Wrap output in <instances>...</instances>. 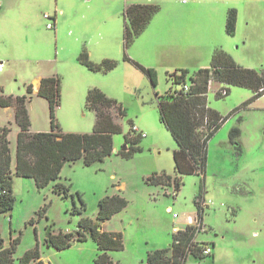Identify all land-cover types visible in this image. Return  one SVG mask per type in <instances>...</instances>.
<instances>
[{"label":"rangeland","instance_id":"rangeland-1","mask_svg":"<svg viewBox=\"0 0 264 264\" xmlns=\"http://www.w3.org/2000/svg\"><path fill=\"white\" fill-rule=\"evenodd\" d=\"M132 3L156 4L158 10L125 49L123 10ZM230 9L236 10L232 34L226 30ZM46 13L56 17L53 29ZM83 49L94 62L117 63L106 72L92 71L77 59ZM217 49L241 67L264 70V0H0V89L7 96H27L29 129L50 130L47 101L27 93L38 77L59 78L55 121L61 132H92L95 113L85 106L90 88L123 110L114 116L122 128L112 135L116 152L103 161L66 162L60 177L40 189L30 177L13 176V208L0 213L3 245L19 238L12 264L36 247L46 264H93L99 250L89 233L61 250L44 238L48 230L75 231L81 217L95 221L99 201L114 194L128 201L101 224L122 233L123 249L108 252L115 262L144 264L148 251L169 246L176 226L194 222L199 201L195 241L210 246L211 254H189L184 264H264V93L256 97L251 88L210 81L207 106L224 121L208 141L202 173L175 171L177 145L159 117L158 96L180 87L169 73L210 67ZM125 53L155 69V84ZM222 89L227 94H218ZM0 123L10 127L14 163L18 126L12 107H0ZM133 125L145 136L137 143L140 150L122 156L125 135H137ZM234 128L239 133L231 137ZM155 173L178 176V190L172 183H149L146 178ZM56 182L68 186L67 196L53 190ZM80 197L85 207L74 213Z\"/></svg>","mask_w":264,"mask_h":264},{"label":"trees","instance_id":"trees-1","mask_svg":"<svg viewBox=\"0 0 264 264\" xmlns=\"http://www.w3.org/2000/svg\"><path fill=\"white\" fill-rule=\"evenodd\" d=\"M158 6L150 3H132L125 6L123 44L126 49L144 30ZM236 10L230 9L226 19V30L232 34L235 29ZM78 61L88 69L96 72H106L116 65L112 59L94 62L88 52L83 49L77 56ZM124 59L134 63L145 72L151 82L155 84L156 71L152 67H145L132 60L126 53ZM169 77L179 88L168 89L158 96L160 121L172 134L176 148L173 150L175 171L182 173H202L206 167L207 144L209 139L219 129L224 119L207 106L206 93L211 80L251 88L255 96L264 93V70L237 65L223 50L217 49L212 57L210 67L199 68L190 72L180 69L169 73ZM225 94H227L226 89ZM222 90L218 94L223 95ZM27 93H32V85L27 86ZM37 95L43 97L49 108L50 130L31 132L30 121L26 111V95H4L0 89V107L14 105V119L18 126L16 133L15 161L10 149L8 138L10 127L0 123V213L13 208L15 201L13 194V176L30 177L34 179L38 189L44 188L50 181L60 177V171L66 162L82 159L85 165L94 161H103L112 154V135L122 131L115 121V113L122 115L123 110L116 101L107 97L100 89H88L85 106L94 111L95 122L90 133L61 132L55 121V108L59 104V78L54 76L42 77ZM132 131V130H131ZM239 133L237 128L231 130V137ZM129 136V137H128ZM141 136L125 135L127 149L119 151L122 156H130L140 150L137 145ZM152 184H173L175 190L180 186V178L169 174H152L146 178ZM53 190L67 196L68 186L56 182ZM80 196V195H79ZM126 198L119 194L105 196L99 201V208L95 221L88 217H81L75 231L51 232L48 230L44 238L46 245L58 250L71 246L73 240L85 241L87 233L96 243L99 250L93 264H120L111 259L108 252L123 249L121 232L101 229V224L113 214L127 206ZM198 203V220H201V206ZM81 206L73 205L74 213H82L85 203L80 197ZM46 205L38 211L43 216ZM196 224H188L182 229L175 230L172 243L165 247L148 251L144 264H184L189 254L203 257L208 245L195 241L198 230ZM19 238H11L9 245L4 246L0 239V264H12L13 254ZM19 264H45L38 247L28 250L18 258Z\"/></svg>","mask_w":264,"mask_h":264},{"label":"built area","instance_id":"built-area-1","mask_svg":"<svg viewBox=\"0 0 264 264\" xmlns=\"http://www.w3.org/2000/svg\"><path fill=\"white\" fill-rule=\"evenodd\" d=\"M44 17L47 18V19H51L52 18V16L50 14H47V13L44 14ZM47 27L49 29H53L55 27V23H49L48 22L47 23ZM225 92H226L225 90H222V93L223 94H225ZM131 130H132V132L136 133L137 135H139L141 137H144L145 136V133L141 132L136 125H133L132 128H131ZM190 224H196L198 226V228H201V222L198 221V218L197 217H195L194 218V222H191ZM210 250L211 249L209 247H207L205 249V253L210 252Z\"/></svg>","mask_w":264,"mask_h":264},{"label":"crops","instance_id":"crops-1","mask_svg":"<svg viewBox=\"0 0 264 264\" xmlns=\"http://www.w3.org/2000/svg\"><path fill=\"white\" fill-rule=\"evenodd\" d=\"M52 16V19H53V22L54 23H56V17L54 16V15H51ZM1 62V61H0ZM40 80H41V78L40 77H38V78H36L35 80H34V85L32 86V93L31 94H29L30 96H29V98L33 95V96H35V95H37V91H38V89H39V86H40ZM7 107H12L13 109L15 108V106L14 105H10V106H7ZM30 131L31 132H36V131H32L31 129H30ZM102 224H104V223H102ZM188 224H190V222L188 223V222H184L183 223V227H179V226H176L175 227V230H177V229H182V228H184L186 225H188ZM101 229H103V230H105L104 228H102V227H100ZM107 231V230H106ZM41 258H42V256H41ZM46 264V263H45Z\"/></svg>","mask_w":264,"mask_h":264},{"label":"water","instance_id":"water-1","mask_svg":"<svg viewBox=\"0 0 264 264\" xmlns=\"http://www.w3.org/2000/svg\"><path fill=\"white\" fill-rule=\"evenodd\" d=\"M263 135H264V130H263ZM127 145L124 146V148H126ZM112 152H116V150H112Z\"/></svg>","mask_w":264,"mask_h":264}]
</instances>
